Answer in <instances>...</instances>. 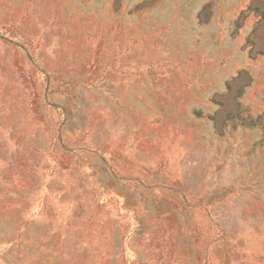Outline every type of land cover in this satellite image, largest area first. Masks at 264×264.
<instances>
[{"label":"rangeland","instance_id":"374dc122","mask_svg":"<svg viewBox=\"0 0 264 264\" xmlns=\"http://www.w3.org/2000/svg\"><path fill=\"white\" fill-rule=\"evenodd\" d=\"M0 264H264V0H0Z\"/></svg>","mask_w":264,"mask_h":264}]
</instances>
